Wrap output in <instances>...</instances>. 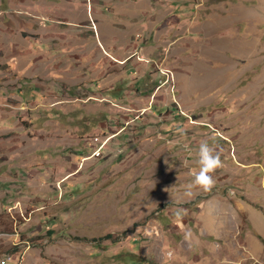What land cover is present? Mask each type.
<instances>
[{
	"label": "rangeland",
	"instance_id": "374dc122",
	"mask_svg": "<svg viewBox=\"0 0 264 264\" xmlns=\"http://www.w3.org/2000/svg\"><path fill=\"white\" fill-rule=\"evenodd\" d=\"M0 153V264H264V0H0Z\"/></svg>",
	"mask_w": 264,
	"mask_h": 264
},
{
	"label": "clouds",
	"instance_id": "9594fccd",
	"mask_svg": "<svg viewBox=\"0 0 264 264\" xmlns=\"http://www.w3.org/2000/svg\"><path fill=\"white\" fill-rule=\"evenodd\" d=\"M198 170L192 173V180L186 185L187 194L192 195L193 187H200L207 190L213 183L211 173L222 167V160L219 153H215L212 147L205 141L201 142L196 150ZM182 209H177L176 215L182 214Z\"/></svg>",
	"mask_w": 264,
	"mask_h": 264
},
{
	"label": "crops",
	"instance_id": "0c3cea01",
	"mask_svg": "<svg viewBox=\"0 0 264 264\" xmlns=\"http://www.w3.org/2000/svg\"><path fill=\"white\" fill-rule=\"evenodd\" d=\"M2 158V154L0 153V178H2L3 176V174H2V170L5 168V162H3V159H1ZM13 167H14V165H12ZM13 169L14 168H12V170H10V171H8V172H11L12 173V171H13ZM5 170V169H4ZM2 176V177H1ZM6 184H8L7 183V181H0V188L2 187V186H5ZM1 190V189H0Z\"/></svg>",
	"mask_w": 264,
	"mask_h": 264
},
{
	"label": "built area",
	"instance_id": "2783aa9c",
	"mask_svg": "<svg viewBox=\"0 0 264 264\" xmlns=\"http://www.w3.org/2000/svg\"><path fill=\"white\" fill-rule=\"evenodd\" d=\"M98 155H100V153L98 152ZM9 260H11V258H6V259H4L3 261H2V263L3 264H6L7 263V261H9Z\"/></svg>",
	"mask_w": 264,
	"mask_h": 264
},
{
	"label": "trees",
	"instance_id": "16d2710c",
	"mask_svg": "<svg viewBox=\"0 0 264 264\" xmlns=\"http://www.w3.org/2000/svg\"><path fill=\"white\" fill-rule=\"evenodd\" d=\"M111 238H113L112 236H110V237H108V239H111ZM137 264V263H136Z\"/></svg>",
	"mask_w": 264,
	"mask_h": 264
}]
</instances>
